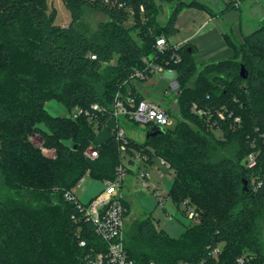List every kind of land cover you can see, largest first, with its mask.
Segmentation results:
<instances>
[{
  "label": "trees",
  "instance_id": "obj_1",
  "mask_svg": "<svg viewBox=\"0 0 264 264\" xmlns=\"http://www.w3.org/2000/svg\"><path fill=\"white\" fill-rule=\"evenodd\" d=\"M62 1L66 26L55 23L46 0H0V264H91L106 250L65 192L86 172L114 179L121 163L114 129L99 144L94 138L112 118L117 93L141 99L130 75L144 69V58L175 71L177 110L167 111L177 123L148 136L146 126L142 142L127 136V149L146 153L149 163L167 161L174 170L168 197L175 205L187 200L198 219L172 237L146 217L124 233L127 254L135 264H264V22L241 43L224 34L233 57L197 64L193 46L173 49L169 41L177 13L203 6L195 0ZM163 2L170 12L160 24ZM87 8L106 16L91 33L78 26ZM161 36L170 43L162 53L154 47ZM51 98L68 114L51 115ZM74 107L81 109L76 117ZM89 146L98 150L93 160L83 154Z\"/></svg>",
  "mask_w": 264,
  "mask_h": 264
},
{
  "label": "built area",
  "instance_id": "obj_2",
  "mask_svg": "<svg viewBox=\"0 0 264 264\" xmlns=\"http://www.w3.org/2000/svg\"><path fill=\"white\" fill-rule=\"evenodd\" d=\"M140 9L143 10V7L140 6ZM170 43L167 42L165 37L161 36L155 39L154 47L157 52L162 53L168 48ZM170 45L173 49H176L179 46L173 43ZM174 58V61L179 60L177 55H174ZM144 63V69L135 70L130 75V79L132 81L138 79L144 80L151 74L167 70L172 75L169 88L172 91H177L179 89V83L176 79L175 71L172 68L164 67L162 64L148 58H144ZM191 108L199 115H202L205 112L203 109L199 108L196 103H192ZM92 109L99 111L101 110V107H99L97 104H93ZM80 112L81 109L78 107H74L72 110H70V114L73 117H76ZM85 113L87 114V111H85ZM218 115L222 117V112H218ZM111 117L115 120L114 135L119 142V150L121 153V163L117 165L115 169L114 179L104 180L105 186L103 190L96 194L87 203L83 204L74 193V188L75 186L82 185L84 180L89 175L88 172H86L72 189L65 192V196L77 202V207L83 212L84 216L93 222L96 235L106 243V250L104 252L95 253V256L90 261L91 264H135L127 254V251L124 247L123 223L125 218L124 214L127 208L122 195V183L126 173V167L123 164V158L129 157L132 161L138 162L139 164H147L149 161L148 155L146 153L137 149H127V134L125 133L123 127L120 126L118 120L119 118L123 117L126 120L133 121L134 123H140L144 127L149 126L150 128L151 126L156 125L164 131L165 129H168L167 126L172 124V116L167 111V108L162 107L158 103L144 99L137 101L134 95L130 93L125 96L117 93L113 100ZM83 154L88 159L93 160L97 158L98 150L94 146H89L84 150ZM160 163L170 168L169 163L164 159H161ZM247 164L248 166H252L254 164L253 154L248 155ZM137 177L143 184H146L148 178L147 170L140 168L137 172ZM153 193L163 205V196L161 195L160 191L154 188ZM183 204L186 206L187 218L192 220L198 219L197 212L192 206L188 204V201L185 200ZM80 244L83 245L84 240H80ZM216 253L217 249L214 250L213 254L216 255ZM238 261L243 262V259L239 258ZM147 264L157 263L154 261H149Z\"/></svg>",
  "mask_w": 264,
  "mask_h": 264
},
{
  "label": "rangeland",
  "instance_id": "obj_3",
  "mask_svg": "<svg viewBox=\"0 0 264 264\" xmlns=\"http://www.w3.org/2000/svg\"><path fill=\"white\" fill-rule=\"evenodd\" d=\"M47 11H55V23L61 26H66L70 22V14L62 0H46ZM170 12V4L163 2L159 6V13L157 16L158 22L164 24ZM106 20V16L101 12L92 8H87L83 17L78 22V26L84 29L87 33L96 31L98 24ZM176 34L172 35L170 39L176 40ZM137 92L148 101L161 104L163 103V93L168 90L167 79H159L154 81L149 77L144 82L138 81L135 84ZM151 88V93L146 95L144 89ZM45 108L53 116H64L68 114V109L58 100L51 98L45 101ZM121 127H123L127 136L133 138L138 142H142L145 138V127L140 123H134L131 120L120 118ZM177 123L175 117H172V124L167 126L173 129ZM114 118L107 120V123L96 131L94 142L99 144L103 142L110 134L112 128L114 129ZM44 128V126H42ZM45 129V128H44ZM218 133V132H217ZM31 140L36 145L41 144L40 136L33 134ZM47 154H53L51 150H45ZM161 158L156 157L153 169L150 166L144 167L148 172L147 183L143 184L137 177V172L140 169L138 162L128 163L126 158H123V164L128 169L123 178L122 195L129 201L130 207L127 215L124 218L123 232L128 236L134 232L138 223L150 217L152 223L157 230H163L169 236L178 237L188 224H193L192 219L186 216V206L182 203L175 205L168 197V190L174 176V170L168 168L166 165L160 163ZM125 161V162H124ZM155 167V168H154ZM157 167V168H156ZM152 185L156 186L163 196V205L152 191ZM101 189V181L88 179L87 182L81 186H75L74 193L82 201L87 200L91 195L97 194ZM95 196V195H94ZM259 223L264 237V218L260 217ZM264 239V238H263Z\"/></svg>",
  "mask_w": 264,
  "mask_h": 264
},
{
  "label": "crops",
  "instance_id": "obj_4",
  "mask_svg": "<svg viewBox=\"0 0 264 264\" xmlns=\"http://www.w3.org/2000/svg\"><path fill=\"white\" fill-rule=\"evenodd\" d=\"M185 1H190V0H185ZM195 1L199 2L203 6L184 7L177 13L174 22L176 27L175 34L177 36L176 37L177 41H173L172 39H170L169 41L177 45L187 43L188 45L193 46L194 47L193 59L197 64L217 62L219 60L233 57L234 55L233 48L231 47V45H229L226 42L224 34L225 33L229 34L230 38L235 43H241L245 35L255 30L260 24L264 22V0H239L232 7H226L227 2L229 0H195ZM149 77H151V80L153 79L154 81L163 78L167 79V85L169 87L172 75L167 70H163L158 73L149 75L144 80H139V79L134 80L133 87L136 92H137L135 86L136 82L138 81L144 82ZM178 90L172 91L170 88H168V90H165L163 93V99H162L163 103L166 104V107L173 112L177 110ZM150 91L151 88L146 87L144 89L146 95H149L151 93ZM139 96L141 97V99H144V97L141 96L140 94ZM118 121L120 124L121 123L120 118ZM94 144L97 143L94 142ZM126 159L128 160V163L135 162L132 161L129 157H126ZM154 162L153 163L148 162L147 164L145 163L143 165L145 168L146 166H150V168L153 169ZM140 165L142 164H139V166ZM140 168L143 167L140 166ZM127 170L128 169L126 168V171ZM88 179H93V178H91L88 175L87 178L82 183L81 187H83V185L87 182ZM93 180H99V179H93ZM100 181H101V189L99 190V192L102 191L105 186L104 180H100ZM154 188L158 189L156 186L152 185V191ZM94 195L96 194L91 195L85 201H82L81 199L80 201L88 202L90 199L94 197ZM124 201L129 210L130 207L129 201L126 200L125 198Z\"/></svg>",
  "mask_w": 264,
  "mask_h": 264
},
{
  "label": "water",
  "instance_id": "obj_5",
  "mask_svg": "<svg viewBox=\"0 0 264 264\" xmlns=\"http://www.w3.org/2000/svg\"><path fill=\"white\" fill-rule=\"evenodd\" d=\"M240 74L244 77L245 75H244V68H243V66H241L240 67ZM163 132V130L162 129H160L158 126H156V125H153V126H151L149 129H148V132H147V136L148 135H155V134H157V133H162Z\"/></svg>",
  "mask_w": 264,
  "mask_h": 264
}]
</instances>
